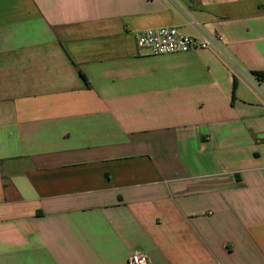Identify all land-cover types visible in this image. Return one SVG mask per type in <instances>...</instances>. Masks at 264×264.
I'll use <instances>...</instances> for the list:
<instances>
[{
	"label": "crops",
	"instance_id": "1",
	"mask_svg": "<svg viewBox=\"0 0 264 264\" xmlns=\"http://www.w3.org/2000/svg\"><path fill=\"white\" fill-rule=\"evenodd\" d=\"M138 251L264 264V0H0V264Z\"/></svg>",
	"mask_w": 264,
	"mask_h": 264
},
{
	"label": "built area",
	"instance_id": "2",
	"mask_svg": "<svg viewBox=\"0 0 264 264\" xmlns=\"http://www.w3.org/2000/svg\"><path fill=\"white\" fill-rule=\"evenodd\" d=\"M189 23L199 28V24L189 19ZM221 38H211L206 35L193 37L182 33L176 27L147 29L140 31L136 36L139 49L148 50L152 55L186 53L192 50L218 48L217 41ZM129 264H152L145 252L138 251L132 254Z\"/></svg>",
	"mask_w": 264,
	"mask_h": 264
}]
</instances>
